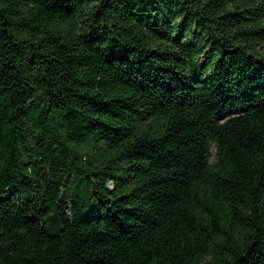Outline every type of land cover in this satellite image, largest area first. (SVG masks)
Wrapping results in <instances>:
<instances>
[{
	"label": "trees",
	"instance_id": "obj_1",
	"mask_svg": "<svg viewBox=\"0 0 264 264\" xmlns=\"http://www.w3.org/2000/svg\"><path fill=\"white\" fill-rule=\"evenodd\" d=\"M0 264H264V0H0Z\"/></svg>",
	"mask_w": 264,
	"mask_h": 264
},
{
	"label": "rangeland",
	"instance_id": "obj_2",
	"mask_svg": "<svg viewBox=\"0 0 264 264\" xmlns=\"http://www.w3.org/2000/svg\"><path fill=\"white\" fill-rule=\"evenodd\" d=\"M166 10V9H165ZM162 20L164 22H167L168 19V15L165 14L164 17H162ZM175 26L177 28H181L182 30H184L186 27V25H183L182 20L181 21H177L175 23ZM174 37L178 38L181 42H187L190 43L196 47L199 46H205V40L203 37V35L200 34V32L195 28V27H191L190 29L187 28V30H184L183 33H178L176 35H174ZM209 47L206 48V52H209Z\"/></svg>",
	"mask_w": 264,
	"mask_h": 264
}]
</instances>
